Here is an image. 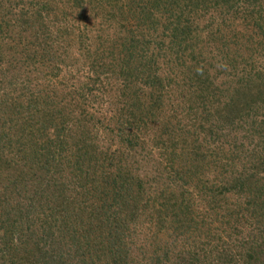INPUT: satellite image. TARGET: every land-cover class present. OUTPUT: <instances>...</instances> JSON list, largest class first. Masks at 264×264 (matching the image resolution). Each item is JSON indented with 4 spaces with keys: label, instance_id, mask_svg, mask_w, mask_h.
Returning a JSON list of instances; mask_svg holds the SVG:
<instances>
[{
    "label": "trees",
    "instance_id": "1",
    "mask_svg": "<svg viewBox=\"0 0 264 264\" xmlns=\"http://www.w3.org/2000/svg\"><path fill=\"white\" fill-rule=\"evenodd\" d=\"M83 1L97 17V45L83 56L119 83L113 116L87 105L84 80L0 99V264H137L143 233L141 250L156 256L145 264H165L175 243L185 250L169 264H264V0H0V31L18 37L14 54L66 61L69 46L88 40ZM211 11L219 29L235 20L215 41L223 62L213 65L199 60ZM158 26L185 54L173 109L170 58L160 64L148 43ZM239 63L246 73L229 80ZM179 110L200 116L194 128L205 135L174 130ZM212 118L217 133L205 129ZM149 132L170 179L154 192L159 180L126 164L139 163Z\"/></svg>",
    "mask_w": 264,
    "mask_h": 264
},
{
    "label": "rangeland",
    "instance_id": "2",
    "mask_svg": "<svg viewBox=\"0 0 264 264\" xmlns=\"http://www.w3.org/2000/svg\"><path fill=\"white\" fill-rule=\"evenodd\" d=\"M84 2V1H83ZM85 6L83 7V10L81 11L79 8H77L78 11H80L83 16L82 19L79 21V24L81 26H78V29H83L85 35L88 37V41L86 38V41L84 42V45L80 46L81 50H78L76 46H69L66 51V56L68 59L66 61H62L59 58H56L55 60L50 59L46 63L42 62L41 56L39 57L38 53H41L39 50L36 52V50L33 48V53L31 56H35L34 52L36 53L34 59L29 60L30 53L29 51L27 54L20 56L18 53L14 54L15 45L17 44L18 37H14L11 33V28L9 32L2 33L0 31V50L5 54L3 58L0 57V99L3 98H9L13 96L14 98H18L21 96L22 92H25L26 89H30L27 94L33 93L39 90L38 84L40 86H43L45 83H50L51 85L59 84L60 82H66L67 85L71 88V90H74L75 87L79 88L81 81L84 80V83L89 84V89L86 92V99L88 100L87 105L90 107H96L99 109L100 114L104 116V121H108L112 115L110 113L111 104L110 101L112 100V94L115 92V88L119 86V83H117L114 78L112 77V73L102 74L99 76H96L95 71L91 68V63L85 59L83 56L86 52H88L92 47L96 46L97 43H94V36L93 32L96 30L97 25H95L92 21V19H96V13L92 12L90 8L86 5V2H84ZM22 7V2H19L16 4ZM140 6V4L138 5ZM69 8V7H68ZM70 9V8H69ZM78 11L76 10H69L70 18L73 19L77 17ZM239 14L243 13V8L239 7L238 10ZM212 18V22H210V18ZM221 20L217 16V11H211L207 15V21L203 24V27L201 28V37L202 41H200L199 48L201 51L199 60L200 62L204 60L206 64L210 62L209 64L213 65L216 63H222L221 60L222 57L220 52L217 51L215 48L216 46V39L218 36L222 34H230L232 33L234 29L235 20L234 19H227V25H229L227 28H221L219 29V25L221 24ZM49 22V31L50 33H56V27L50 24ZM98 24V23H97ZM232 24V26H230ZM61 26H64V23L60 24ZM84 25V26H82ZM20 29V28H19ZM152 37L149 40V46L150 51L155 53L157 55V58L161 64L162 60H165L167 58H170L169 62H171L168 65H163V67L169 66L172 69V78L175 80L172 83V88H168V90L171 92V96L174 98V103L172 105L173 108H177L179 102V99L175 97H179L181 94L180 91L182 90L181 87V78L178 77L179 75V68L181 62L185 58V54L177 53V50H172L169 47V41L171 40V34L164 30L163 27L158 26V31L151 32ZM211 39V40H210ZM15 43V44H14ZM34 46V45H33ZM30 48L29 50H31ZM65 49L60 50V52H64ZM61 61V62H60ZM90 63V64H88ZM107 69V68H106ZM237 71L234 73L235 75L229 76L228 79L231 80L232 78L237 76V79L242 77L246 73V64L239 63V65L236 67ZM38 72H40L41 76L38 79ZM168 72V71H167ZM168 74V73H167ZM176 78V79H175ZM236 79V80H237ZM87 81V82H86ZM9 84V85H8ZM177 87H180V90L177 89ZM173 89L178 90V92L173 95ZM175 96V97H174ZM12 98V97H11ZM179 114L177 116H180L178 121L177 116H172L173 123L172 127L174 130L178 132H192V133H198L202 136H204V133H201L197 131V127L194 128L196 124L202 121V119L199 117H196L194 115L187 116L186 113H182V110L178 111ZM175 118V119H174ZM180 121V122H179ZM179 124H178V123ZM120 128H122L125 132L130 134V132H134V129H129L127 126L123 125L122 123H119L118 125ZM213 128L214 130H218V125L216 124V121L214 118L211 119L205 125V129ZM217 130L215 131L217 133ZM225 134L230 136L231 130H226L224 132ZM118 134L120 132L118 131ZM146 149L143 150L138 158V162H133L131 164L132 159H128V163L126 161L127 166H130V171L141 173L143 177H146V180H159V182L156 184V187H152V191L154 192L157 190L156 188H159L162 186L163 183H170L169 179V172L167 170V164L165 160H163L164 157V148L159 145L158 143L161 138L158 136L157 138L154 137L150 132L146 136ZM231 139V138H230ZM206 147L210 149H214L215 146L212 142L206 141L204 143ZM228 143H224L223 146H226ZM180 150V149H179ZM180 154V152L178 153ZM133 169H132V168ZM215 176V174L210 177ZM150 233V232H148ZM147 234H140V236L137 239L138 247L135 250V260L137 264H145L147 261L150 263L152 258H155L156 256L153 255L151 252L146 253L145 251H142L141 249L144 248V242L146 241L145 236ZM192 236V235H190ZM177 245L174 244L172 251H168V256L165 261V264H169V259L173 256L176 257L179 252H182L185 250L183 246L181 245L177 249ZM147 250V248H146ZM172 254V255H171ZM230 259L233 261L234 256H230ZM237 259V258H236ZM242 261H244L242 259ZM241 264V259H240Z\"/></svg>",
    "mask_w": 264,
    "mask_h": 264
}]
</instances>
